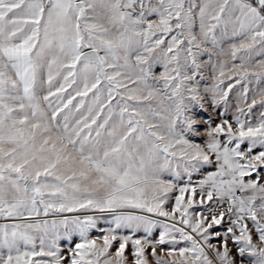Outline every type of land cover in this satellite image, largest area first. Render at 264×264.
I'll use <instances>...</instances> for the list:
<instances>
[{
	"label": "snow or ice",
	"instance_id": "1",
	"mask_svg": "<svg viewBox=\"0 0 264 264\" xmlns=\"http://www.w3.org/2000/svg\"><path fill=\"white\" fill-rule=\"evenodd\" d=\"M0 264H264V0H0Z\"/></svg>",
	"mask_w": 264,
	"mask_h": 264
},
{
	"label": "rangeland",
	"instance_id": "2",
	"mask_svg": "<svg viewBox=\"0 0 264 264\" xmlns=\"http://www.w3.org/2000/svg\"><path fill=\"white\" fill-rule=\"evenodd\" d=\"M165 179H168L169 177L166 175L165 177H164ZM201 177L199 176V175H194L193 176V183H195L197 180H199ZM185 180H186V178H185ZM176 194H178V193H176ZM199 210V209H198ZM107 225L103 222V221H101L100 222V227H106ZM158 234V233H157ZM92 235L93 236H97V235H99V232L98 231H93V233H92Z\"/></svg>",
	"mask_w": 264,
	"mask_h": 264
}]
</instances>
